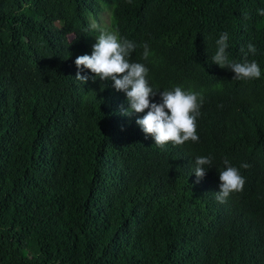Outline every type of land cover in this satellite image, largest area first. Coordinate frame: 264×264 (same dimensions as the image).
Listing matches in <instances>:
<instances>
[{
  "label": "trees",
  "instance_id": "16d2710c",
  "mask_svg": "<svg viewBox=\"0 0 264 264\" xmlns=\"http://www.w3.org/2000/svg\"><path fill=\"white\" fill-rule=\"evenodd\" d=\"M106 8L98 29L137 45L129 59L149 69L150 101L176 86L202 93L198 142L157 146L136 123L147 110L124 114L126 94L88 69L75 78ZM258 9L264 0H0V264H264ZM223 32L229 60H255L260 78L212 62ZM198 156L212 163L196 182ZM225 159L245 184L221 203Z\"/></svg>",
  "mask_w": 264,
  "mask_h": 264
},
{
  "label": "clouds",
  "instance_id": "9594fccd",
  "mask_svg": "<svg viewBox=\"0 0 264 264\" xmlns=\"http://www.w3.org/2000/svg\"><path fill=\"white\" fill-rule=\"evenodd\" d=\"M131 3V0H128ZM258 14L264 16V9H258ZM247 15V14H245ZM94 30H99L96 42L92 45L91 54H83L76 57L74 63L78 69L75 78L83 83L87 82L89 76L82 75L84 69L90 70L94 75L93 80L113 82L117 91H123L129 103V108L124 111L126 115L133 113H146L136 120L146 136L154 138L157 146L163 147L167 143L182 145L186 141L198 142L199 136L196 132V121L200 115L203 103L202 93L185 91L176 86L173 90H163L159 93L161 102L150 101L156 91L149 86L146 79L149 69L140 62H130L131 53L136 44L128 39L122 38L117 31H106L98 29L97 25H91ZM228 33L223 32L215 41L216 51L212 62L221 68H228L234 72L232 79L253 80L261 77V69L255 60L233 62L229 60L226 49L228 48ZM142 58L147 60L151 54L149 46L143 45ZM248 53L255 54L257 49L254 44L247 45ZM212 158L210 156H198L195 158L193 172L197 181L204 177L206 169L210 168ZM226 167L219 172V191L216 199L223 203L230 194L243 191L245 178L240 174L238 168L231 166L230 162L223 161ZM242 168H249L247 163L241 164Z\"/></svg>",
  "mask_w": 264,
  "mask_h": 264
},
{
  "label": "rangeland",
  "instance_id": "374dc122",
  "mask_svg": "<svg viewBox=\"0 0 264 264\" xmlns=\"http://www.w3.org/2000/svg\"><path fill=\"white\" fill-rule=\"evenodd\" d=\"M100 18H101V21L100 22H95V25H97L98 27L99 26H105V25H109L110 23V11L109 9H103V11L101 12L100 14Z\"/></svg>",
  "mask_w": 264,
  "mask_h": 264
}]
</instances>
